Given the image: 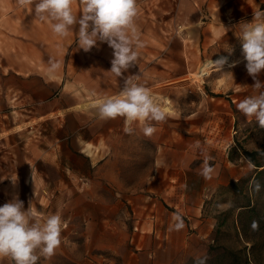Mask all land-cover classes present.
<instances>
[{
    "label": "rangeland",
    "instance_id": "obj_1",
    "mask_svg": "<svg viewBox=\"0 0 264 264\" xmlns=\"http://www.w3.org/2000/svg\"><path fill=\"white\" fill-rule=\"evenodd\" d=\"M231 18L232 23L234 19ZM165 19L167 15L163 11H145L144 15L139 11L136 19L138 30H141V25L149 28L154 52H163L158 47L167 36L163 32ZM252 20L253 15L242 22L250 23ZM225 22L227 26L229 21L225 19ZM244 23L236 25L237 28L231 26L232 29L227 26L229 30L222 40L223 46L215 49L214 55L209 57L228 56V63L222 71L199 63L184 77L181 65L152 61L150 78L141 83L154 95L169 100L167 105L171 111H166V120L152 122L153 126H157L153 136L158 134L167 141L179 132L189 135L186 131L192 129L193 190H200L206 184L208 198L205 200V212L215 218L214 229L225 216L227 225L222 227L220 241L227 245H235L237 240L231 226L236 217V211L232 209L245 203L246 199L244 195L235 197L227 190V185L231 180L242 182L250 179L254 169L240 155L238 145L247 150L264 148V128L257 124L255 118L245 117L237 108L246 97L257 95L252 88L255 81L245 68L246 61H243L238 38ZM230 48L233 50L231 55L226 51ZM70 50L72 53L67 52L66 60L70 71L74 69L79 73L80 79L76 78V81L84 95L65 96L58 90L53 95L56 107L77 104L70 111H58L49 119H41L38 118L40 110L29 111V107L23 106L25 101L21 97L6 98L0 94V206L18 195L25 209L31 201L41 220L53 214L61 215L66 225L61 233L62 243L50 259L41 257L37 264H118L120 258L106 246L110 239L119 236L125 238L127 244L135 246L132 236L143 239L151 235V225L148 224L147 231L146 224L141 222L143 213L132 209L126 196L142 194L147 189L150 192L146 191V194L155 197L151 188L158 177L154 175V170L159 173L160 169L154 164L157 146L152 136H145L140 126L135 125L131 135L125 134L123 129L108 131L107 145L110 146L103 147L102 153L94 157L96 165L93 167L86 156L75 151L74 147L81 145V137L93 138L119 122V118L100 120L94 115L96 111L90 109L96 99L104 97L99 93L94 95L87 88L95 85L90 78L100 75L103 84L118 85L114 89L115 95L121 90L123 78L129 74L125 72L122 78H117L108 72L113 50L107 43L101 42L100 47L85 52L74 41ZM236 60L241 62L229 67ZM257 79L264 84V69ZM6 82L19 85L14 79H2L0 89ZM82 103L88 105L82 107ZM81 125L83 129H79ZM197 143L200 148L195 147ZM100 157H104L105 161L108 159L105 167L99 168L104 161L97 162ZM205 157L209 158L213 167L209 178L200 174ZM113 170L118 175L109 174ZM78 173L79 176L76 175ZM12 180H16L15 183ZM117 180L120 184L118 195ZM247 182L246 186L244 183L241 185L245 190L252 181ZM252 197L257 205L258 217L264 221V195L258 192ZM116 199L119 200L118 206ZM134 226L138 229L134 230ZM247 236L254 240V252L264 264V230L250 229ZM247 245L249 247L250 243ZM191 257L179 256L173 264H185ZM0 264H13V261L0 258Z\"/></svg>",
    "mask_w": 264,
    "mask_h": 264
},
{
    "label": "crops",
    "instance_id": "obj_2",
    "mask_svg": "<svg viewBox=\"0 0 264 264\" xmlns=\"http://www.w3.org/2000/svg\"><path fill=\"white\" fill-rule=\"evenodd\" d=\"M137 3L142 15L145 11H163L167 15L164 20L166 27L163 29L167 36L158 47L163 52L151 49L149 28L141 25L139 30L144 47L139 50L138 65L130 68L127 74H140V84L144 79L150 78L152 61L181 65L184 68L182 74L186 77L193 67L199 63L206 64L211 60L209 57L214 55V50L223 46L222 40L229 30L227 26L232 29L231 26L241 25L255 11H264V0H137ZM73 10L79 18V0H75ZM31 12V8L26 10L20 7L17 0H0V80L14 79L19 84L4 83L0 94L6 98L21 97L25 101L23 106L29 107V111L40 110L38 118L49 119L58 111H70L77 105L56 107L53 98L56 90L65 96L84 95L82 87L76 81V78L80 79L79 73L74 69L70 71L66 60L67 52L72 53L71 45L78 40L79 26H74L70 35L62 39L52 33L48 22L40 21ZM230 18L234 19L232 23ZM225 19L229 21L227 26ZM136 24L138 27V23ZM100 43L94 48L100 47ZM221 57H227L228 60L225 55L212 60L216 61ZM52 62L60 64L55 71L50 70ZM90 79L95 85L87 88L94 95L99 93L101 96H111L115 93L114 89L118 88V85L103 84L100 75ZM87 105L88 103H82L80 106ZM90 109L95 110L92 107ZM94 115L97 116L96 112ZM83 127L81 125L79 129ZM123 128L124 121L119 118L116 126L93 138L78 134L81 145L74 149L86 156L93 167L96 165L93 163L94 157L102 153L103 147L110 146L107 145L109 132ZM186 132L189 135L179 132L168 138V145L158 134L152 135L157 146L154 164L157 168L160 167L159 173L154 170V175L158 177L151 188L156 195L151 197L146 194V191H150L145 189L142 194L132 193L126 196L132 209L143 213L141 222L146 224L147 231L148 224L151 225V235H146L143 239L132 236L135 246L127 244L125 238L121 239L119 236L110 239L106 246L120 258L118 264H173L179 256L200 257L206 254L207 245L213 239L215 218L205 212V200L208 198L206 184L200 190H193V131L189 128ZM96 161H103L99 168L108 163V159L105 161L104 157L97 158ZM168 169L169 172H165ZM109 174L118 175V172L113 170ZM178 177L180 178L176 179ZM115 185L118 195V180ZM118 202L116 199V206ZM175 213H179L183 219L184 226L179 230L174 228Z\"/></svg>",
    "mask_w": 264,
    "mask_h": 264
},
{
    "label": "clouds",
    "instance_id": "obj_3",
    "mask_svg": "<svg viewBox=\"0 0 264 264\" xmlns=\"http://www.w3.org/2000/svg\"><path fill=\"white\" fill-rule=\"evenodd\" d=\"M75 0H17L24 8H31L34 16L42 22H48L52 33L59 38H67L71 29L78 25V48L90 51L97 42L107 43L113 50L111 69L108 71L117 78L130 68L135 67L144 47L136 24L139 15L137 0H79L81 13H74ZM243 61H246L247 73L255 81L252 86L257 95L240 101L238 110L248 118H255L264 128V84L257 77L264 69V11H256L252 22L241 26L239 35ZM229 55L232 48L226 50ZM241 61H233L229 67L237 66ZM228 63L227 57L206 62L205 67H215L222 71ZM60 67L52 62L51 71ZM140 74L123 78L118 94L96 99L91 105L100 120L123 118L125 134L134 133L139 125L145 136L156 131L152 122L166 120L165 98L157 97L150 89L138 83ZM196 148H200L197 143ZM201 175L209 178L213 167L205 157L201 164ZM15 183L16 180H12ZM174 228H183V219L179 213L173 216ZM258 225L253 222V228ZM66 227L61 215L53 214L41 220L38 213L17 196L0 206V258H10L13 264H37L41 257L50 259L62 243L61 233Z\"/></svg>",
    "mask_w": 264,
    "mask_h": 264
},
{
    "label": "trees",
    "instance_id": "obj_4",
    "mask_svg": "<svg viewBox=\"0 0 264 264\" xmlns=\"http://www.w3.org/2000/svg\"><path fill=\"white\" fill-rule=\"evenodd\" d=\"M240 155L253 166V174L246 181L231 180L227 185V190L231 191L235 197L244 195L245 203L234 206L232 210L236 211V217L231 222V226L236 233V244L227 245L220 241L222 227L227 225V220L222 217L216 224L213 239L207 245V252L204 256L191 257L185 264H261V257L254 252L255 242L247 236L250 229L264 230V221L258 216L257 205L252 195L256 196L258 192L264 195V148L259 150H247L238 145ZM234 149H231L233 151ZM247 181H252L249 187ZM231 210V208L229 209ZM253 222L257 227L253 228ZM260 224V227H259ZM250 246L247 247V243Z\"/></svg>",
    "mask_w": 264,
    "mask_h": 264
},
{
    "label": "bare ground",
    "instance_id": "obj_5",
    "mask_svg": "<svg viewBox=\"0 0 264 264\" xmlns=\"http://www.w3.org/2000/svg\"><path fill=\"white\" fill-rule=\"evenodd\" d=\"M216 69V68H215ZM210 71V70H209ZM208 71V72H209ZM157 96V95H156ZM158 97V96H157ZM165 101H166V104L164 105L165 107H166V111L167 112H170L171 111V109H170V106H168L167 104L169 103V100L167 99V98H165Z\"/></svg>",
    "mask_w": 264,
    "mask_h": 264
},
{
    "label": "built area",
    "instance_id": "obj_6",
    "mask_svg": "<svg viewBox=\"0 0 264 264\" xmlns=\"http://www.w3.org/2000/svg\"><path fill=\"white\" fill-rule=\"evenodd\" d=\"M151 218H153V217H151ZM138 229V227L137 226H134V230H137Z\"/></svg>",
    "mask_w": 264,
    "mask_h": 264
}]
</instances>
